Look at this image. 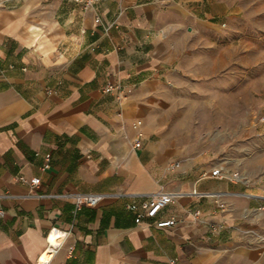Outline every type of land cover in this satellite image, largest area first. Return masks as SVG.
I'll return each mask as SVG.
<instances>
[{"label": "crops", "instance_id": "1", "mask_svg": "<svg viewBox=\"0 0 264 264\" xmlns=\"http://www.w3.org/2000/svg\"><path fill=\"white\" fill-rule=\"evenodd\" d=\"M210 2L0 0V264H264V191L205 176L226 161L185 156L148 111L202 75ZM159 191L179 196L137 224L128 207ZM73 192L104 199L74 214Z\"/></svg>", "mask_w": 264, "mask_h": 264}, {"label": "rangeland", "instance_id": "2", "mask_svg": "<svg viewBox=\"0 0 264 264\" xmlns=\"http://www.w3.org/2000/svg\"><path fill=\"white\" fill-rule=\"evenodd\" d=\"M210 1L214 8L195 38L202 75L179 80L181 101L149 102L150 120L185 156L194 146L195 154L225 160L222 167L246 181L245 190L264 191V0Z\"/></svg>", "mask_w": 264, "mask_h": 264}, {"label": "built area", "instance_id": "3", "mask_svg": "<svg viewBox=\"0 0 264 264\" xmlns=\"http://www.w3.org/2000/svg\"><path fill=\"white\" fill-rule=\"evenodd\" d=\"M74 3L79 5L83 12H89L94 11L99 0H72ZM96 24L100 23V19H96ZM105 93H117V94H124L125 87L120 83L115 84H108L104 88ZM142 125L141 121L136 122L133 127L134 129H138ZM142 145L141 137L139 136L137 140L134 143L135 148H140ZM179 165L176 164L175 167H178ZM210 175L211 177H216L220 179H227L230 181H240L239 178H237V175L230 176L227 174L224 167H217L216 169L212 170L209 174H205V176ZM20 181L26 182L24 177H20ZM31 186H38L40 184V179L33 178L30 180ZM192 194L194 196H198L201 198L210 196L209 193H202L199 192L197 189H194L192 191ZM179 194L176 192H167V191H159L156 194L151 195H145L141 196L144 198V201L141 204L133 203L128 208L129 210L136 212V218L135 222L137 224L141 223L145 219H154L156 216L165 209L168 205H170L174 200L178 198ZM30 197V196H28ZM60 198L70 199L74 203V214H77L79 211H81L83 208H96L100 206L104 199V195L102 194H94V193H78L73 192L65 195H60ZM6 215L4 209L0 207V219L4 218ZM194 215L198 216L200 215L199 211H196ZM177 220L175 217H171L167 221L168 226H174L176 225ZM216 231L217 228H214ZM52 233H50L49 238L51 237ZM66 236V234L64 235ZM43 264H48L43 263Z\"/></svg>", "mask_w": 264, "mask_h": 264}, {"label": "bare ground", "instance_id": "4", "mask_svg": "<svg viewBox=\"0 0 264 264\" xmlns=\"http://www.w3.org/2000/svg\"><path fill=\"white\" fill-rule=\"evenodd\" d=\"M54 232H57V231H53V233H54ZM53 233H52V234H53ZM58 233H59V232H58ZM59 234H60V233H59ZM50 238H51V237H50ZM50 241H51V239H50ZM59 241H61V235H60V238H57V243H58ZM51 243H52V242H51ZM57 243H56V244H57ZM52 244H53V243H52Z\"/></svg>", "mask_w": 264, "mask_h": 264}]
</instances>
